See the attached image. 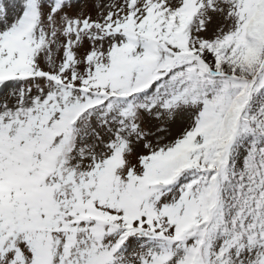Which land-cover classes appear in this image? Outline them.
Returning <instances> with one entry per match:
<instances>
[{
	"label": "snow or ice",
	"instance_id": "6c2138e0",
	"mask_svg": "<svg viewBox=\"0 0 264 264\" xmlns=\"http://www.w3.org/2000/svg\"><path fill=\"white\" fill-rule=\"evenodd\" d=\"M90 2L0 0V264H264V0Z\"/></svg>",
	"mask_w": 264,
	"mask_h": 264
},
{
	"label": "rangeland",
	"instance_id": "374dc122",
	"mask_svg": "<svg viewBox=\"0 0 264 264\" xmlns=\"http://www.w3.org/2000/svg\"><path fill=\"white\" fill-rule=\"evenodd\" d=\"M84 2L88 4L86 11L91 12V14L93 15V18H95V9L92 7L90 0H84ZM182 127H183V124L178 122L176 125L173 126V131L178 132Z\"/></svg>",
	"mask_w": 264,
	"mask_h": 264
}]
</instances>
